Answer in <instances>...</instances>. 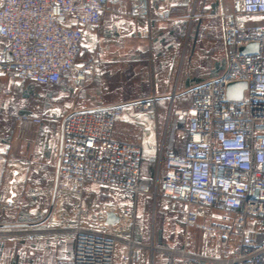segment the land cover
Segmentation results:
<instances>
[{"label": "built area", "instance_id": "obj_1", "mask_svg": "<svg viewBox=\"0 0 264 264\" xmlns=\"http://www.w3.org/2000/svg\"><path fill=\"white\" fill-rule=\"evenodd\" d=\"M121 1L0 0V75L39 84L46 92L67 88L85 98L104 65L97 55L81 60L87 31L98 29L107 8ZM170 18L165 11L159 21ZM222 18L226 67L190 88V107L176 110L177 94L169 98V116L183 128V148L162 147L150 181L143 175L142 146L120 140L117 128L128 108L155 113L156 97L75 106L63 117L56 183L46 191L71 206L77 219L62 211L66 225L52 232L58 239L70 226L74 234L71 255L57 264H144L146 251V264H264V0H233ZM248 46L255 47L243 53ZM238 83L246 85L240 100L229 96ZM15 118L43 123V114ZM88 185L109 198L92 204L103 210L102 226H83L98 220L84 206ZM140 196L183 204L181 249L136 240ZM16 205L17 198L0 193V209ZM109 212L119 218L117 224L106 223ZM192 230L208 239L201 250L187 244ZM27 239L33 242L35 235Z\"/></svg>", "mask_w": 264, "mask_h": 264}, {"label": "crops", "instance_id": "obj_2", "mask_svg": "<svg viewBox=\"0 0 264 264\" xmlns=\"http://www.w3.org/2000/svg\"><path fill=\"white\" fill-rule=\"evenodd\" d=\"M232 1L124 0L112 3L103 15L102 25L86 34L83 61L97 55L104 60V70L98 72L87 85L83 99L77 98L67 88L53 87L49 93L39 84L11 81L0 75V193L7 200L17 198L14 209H0V264L4 263L2 258L6 239L13 241L19 238L27 245L37 246L42 238L50 236L52 239V232L66 225L62 211H67L71 220L77 219L71 206L56 198L51 191H46L56 183L61 123L75 106L89 109L129 103L119 101L121 96H118L113 80L118 71L113 69V63L122 62L126 55H131L134 73L145 75L149 80L150 85L147 84L144 91H132L130 96L136 98L132 101L157 98L155 113L146 114L147 117L135 123L126 121L135 126L136 123L140 124V133L127 138L117 129L120 140L127 139L142 146L143 175L148 181L153 179L151 170L155 166L158 168L162 147L175 145L182 150L183 139L174 136L175 119L172 126L168 120L169 98L177 94L176 110L190 107V88L218 76L225 69L227 60L222 15L231 10ZM165 11H170L171 18L161 22L159 16ZM183 33L189 35L185 40L181 36ZM139 37H145L148 41L138 42ZM185 48L189 49V53L184 52ZM186 57L191 59L193 66V70L188 72L181 69ZM63 101L72 102L66 111L62 108ZM17 113L32 116L43 114V123L20 122L15 118ZM142 198L140 196L138 199L137 219ZM96 200L103 201L99 188L88 185L84 206L87 213L94 214L98 220L84 223V227L104 225L101 206L92 205ZM115 208L119 212L122 209L121 206ZM43 212L46 215L36 220ZM27 234H34L35 240L29 242ZM136 234V240L145 244L142 233ZM73 238L72 227L69 226L61 239L70 240L72 249L61 258L71 255ZM152 240H156L154 235ZM148 261L147 255H144V264Z\"/></svg>", "mask_w": 264, "mask_h": 264}, {"label": "rangeland", "instance_id": "obj_3", "mask_svg": "<svg viewBox=\"0 0 264 264\" xmlns=\"http://www.w3.org/2000/svg\"><path fill=\"white\" fill-rule=\"evenodd\" d=\"M181 36L182 39L185 40V37H188L189 35L187 33H183ZM138 40V42L148 41V39L145 37H139ZM84 44L85 46L83 48V53L80 57L82 60L84 59L82 57L84 51L86 50L87 41H85ZM185 49L184 52L188 51L189 53V49ZM130 57L131 55H126L122 59V62L115 64L113 63L112 67L113 69H116L118 71L114 74L113 80L115 83L117 94H119L118 96H121V98H119V101H128L129 103H132L135 102L132 100L136 99L130 96L132 91H137L136 89H139L142 92L144 91L145 87H147V84L150 85V83L145 75L134 73L135 67L133 62H131L132 58ZM187 59L188 58L186 57L184 65L181 64V69L183 68V71L187 70L186 72H188L190 69L193 70L191 59ZM103 70L104 68L101 72H103ZM50 91L49 93H51ZM137 93H139V91H137ZM71 103L72 102L68 101L62 102V108L64 109V111L71 107L69 105ZM161 114H163V111H161ZM145 115L146 114L132 107L128 108L124 113L123 118L119 122L117 129H119L121 133L126 134L127 138L134 137L132 136L133 134H136V132L140 133V124L136 123L137 126H135V124L131 125L126 121L135 123L137 121H140L144 117H147ZM168 120H170V125L172 126L174 122V116H169ZM173 130L174 136L176 137V139H179V136L183 134V128L178 126ZM151 172H153V176H155L154 174L157 172L156 166L155 168H152ZM143 197L144 198H142L141 201L142 207L140 208L139 218L137 219L136 233H142V238H144L143 241L147 246L153 243L152 237L154 235V237L156 238L154 242L156 246L176 249L181 248L184 245L185 235V229H183L182 226L181 214V211L184 207L183 204L174 203L162 198L155 199L146 196ZM102 200L105 203L109 200V198L104 195L102 196ZM43 215H46V213L43 212L42 215L36 220H39L41 217H43ZM9 228L13 230L18 229V227ZM11 229H9L8 232ZM46 239L42 238L37 246L27 245L25 241H22V239L19 238H15L13 239V241L6 239V242H4V257L2 258V260H4L3 264H57L61 257L68 255V253L72 249V242L70 240L62 241L61 237L55 239L53 238V234L52 239L50 236L46 237ZM187 244L191 248L202 249L208 244V239L204 234L196 232L194 230L190 231V239ZM145 255H147L149 260V251H146Z\"/></svg>", "mask_w": 264, "mask_h": 264}, {"label": "water", "instance_id": "obj_4", "mask_svg": "<svg viewBox=\"0 0 264 264\" xmlns=\"http://www.w3.org/2000/svg\"><path fill=\"white\" fill-rule=\"evenodd\" d=\"M255 47V46H248L242 49L243 53H248L250 52V48ZM246 85L244 83H238L234 84L229 88V96L230 98L240 100L242 98L243 91L245 90ZM235 90H237V93H235ZM119 218L116 216L115 213L109 212L107 213V219L106 223L107 224H112L115 225L118 223Z\"/></svg>", "mask_w": 264, "mask_h": 264}]
</instances>
